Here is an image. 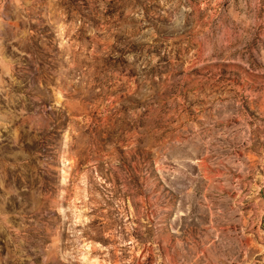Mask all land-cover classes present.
<instances>
[{
  "label": "rangeland",
  "instance_id": "rangeland-1",
  "mask_svg": "<svg viewBox=\"0 0 264 264\" xmlns=\"http://www.w3.org/2000/svg\"><path fill=\"white\" fill-rule=\"evenodd\" d=\"M0 264H264V0H0Z\"/></svg>",
  "mask_w": 264,
  "mask_h": 264
}]
</instances>
